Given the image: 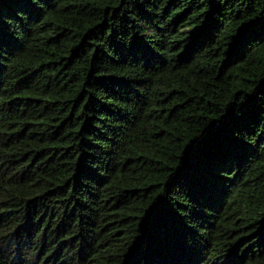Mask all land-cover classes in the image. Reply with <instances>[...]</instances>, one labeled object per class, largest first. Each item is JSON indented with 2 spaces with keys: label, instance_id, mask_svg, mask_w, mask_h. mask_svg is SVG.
Instances as JSON below:
<instances>
[{
  "label": "trees",
  "instance_id": "obj_1",
  "mask_svg": "<svg viewBox=\"0 0 264 264\" xmlns=\"http://www.w3.org/2000/svg\"><path fill=\"white\" fill-rule=\"evenodd\" d=\"M0 264H264V0H0Z\"/></svg>",
  "mask_w": 264,
  "mask_h": 264
}]
</instances>
